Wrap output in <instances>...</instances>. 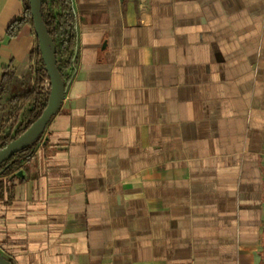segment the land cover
<instances>
[{"label":"crops","instance_id":"crops-1","mask_svg":"<svg viewBox=\"0 0 264 264\" xmlns=\"http://www.w3.org/2000/svg\"><path fill=\"white\" fill-rule=\"evenodd\" d=\"M72 1L75 71L25 178L0 177V254L264 264V0ZM23 12L0 0L9 90L33 86Z\"/></svg>","mask_w":264,"mask_h":264},{"label":"trees","instance_id":"trees-1","mask_svg":"<svg viewBox=\"0 0 264 264\" xmlns=\"http://www.w3.org/2000/svg\"><path fill=\"white\" fill-rule=\"evenodd\" d=\"M24 12L21 18L15 19L6 29V35L15 38L22 28L29 24L33 27L30 16L28 0H22ZM40 12L48 34L55 45V58L57 69L65 83L69 84L76 67L77 47H78V27L75 10L72 0H41ZM37 41V40H36ZM35 61L33 68V86L22 96H14L5 103L3 98L10 85L15 82L14 72L8 67L2 69L0 79V115L4 112L7 104L14 105L16 109L11 113L9 120L13 118L16 128L12 135L7 136L3 131L7 122L0 123V149L4 148L9 142L18 138L35 120L39 118L48 105L50 88H44V81L47 79L42 58L38 45L33 53ZM25 104L28 108L23 112ZM33 147L28 146L18 154L14 155L8 162L0 166V177L12 176L18 171L25 161L33 154ZM14 178V177H13ZM11 264L13 262L6 258Z\"/></svg>","mask_w":264,"mask_h":264},{"label":"water","instance_id":"water-1","mask_svg":"<svg viewBox=\"0 0 264 264\" xmlns=\"http://www.w3.org/2000/svg\"><path fill=\"white\" fill-rule=\"evenodd\" d=\"M30 16L33 23L38 49L44 65L46 76L50 82V97L45 110L18 138L9 142L4 148L0 149V166L8 162L14 155L31 145L44 132L52 117H54L64 99L66 86L57 69L55 58V45L47 32L40 12L41 0H28ZM25 178V171H16L11 178ZM0 264H11L3 255L0 254Z\"/></svg>","mask_w":264,"mask_h":264},{"label":"rangeland","instance_id":"rangeland-1","mask_svg":"<svg viewBox=\"0 0 264 264\" xmlns=\"http://www.w3.org/2000/svg\"><path fill=\"white\" fill-rule=\"evenodd\" d=\"M27 90H28V87L26 88L23 86V88H22V85L21 86H18V85L13 86V88H10V90L9 89L7 90V93L3 98V102L5 103L6 101H8L9 99H11L14 96H22ZM27 108H28V106L25 104L23 112L22 111L19 112V118H22L21 114L24 113V111ZM16 109H18L16 106L7 104L5 106L4 112L0 115V123L2 121L7 122V124L5 125V129L3 131V133L7 134V136L12 135V133L14 132V129L17 126L16 123L13 121V118H11V120H9L11 113H13ZM5 178H7V177H5Z\"/></svg>","mask_w":264,"mask_h":264},{"label":"built area","instance_id":"built-area-1","mask_svg":"<svg viewBox=\"0 0 264 264\" xmlns=\"http://www.w3.org/2000/svg\"><path fill=\"white\" fill-rule=\"evenodd\" d=\"M44 88L45 89H49L50 88V82H49L48 78L44 81Z\"/></svg>","mask_w":264,"mask_h":264}]
</instances>
